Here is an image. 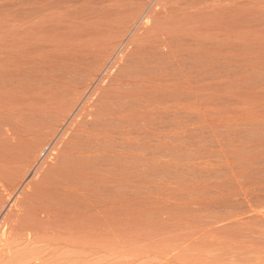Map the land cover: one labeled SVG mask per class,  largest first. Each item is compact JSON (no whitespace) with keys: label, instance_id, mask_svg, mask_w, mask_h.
<instances>
[{"label":"rangeland","instance_id":"rangeland-1","mask_svg":"<svg viewBox=\"0 0 264 264\" xmlns=\"http://www.w3.org/2000/svg\"><path fill=\"white\" fill-rule=\"evenodd\" d=\"M0 264H264V0H0Z\"/></svg>","mask_w":264,"mask_h":264},{"label":"bare ground","instance_id":"bare-ground-1","mask_svg":"<svg viewBox=\"0 0 264 264\" xmlns=\"http://www.w3.org/2000/svg\"><path fill=\"white\" fill-rule=\"evenodd\" d=\"M128 36V35H127ZM134 64V63H133ZM107 73V72H106ZM91 103V102H90ZM114 124V123H113Z\"/></svg>","mask_w":264,"mask_h":264}]
</instances>
